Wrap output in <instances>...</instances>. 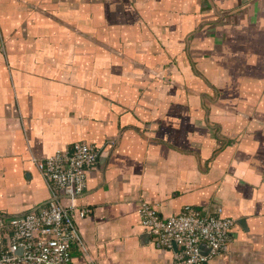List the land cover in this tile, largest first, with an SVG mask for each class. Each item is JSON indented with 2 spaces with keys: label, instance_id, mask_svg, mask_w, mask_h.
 <instances>
[{
  "label": "crops",
  "instance_id": "crops-1",
  "mask_svg": "<svg viewBox=\"0 0 264 264\" xmlns=\"http://www.w3.org/2000/svg\"><path fill=\"white\" fill-rule=\"evenodd\" d=\"M77 142L98 156L71 264H173L142 201L223 208L208 264H264V0H0V218L44 207L35 160Z\"/></svg>",
  "mask_w": 264,
  "mask_h": 264
},
{
  "label": "built area",
  "instance_id": "built-area-1",
  "mask_svg": "<svg viewBox=\"0 0 264 264\" xmlns=\"http://www.w3.org/2000/svg\"><path fill=\"white\" fill-rule=\"evenodd\" d=\"M97 156L95 146L77 142L35 160L52 197L44 207L0 218V264H71L72 248L80 244L77 218L91 212L75 201L85 192ZM138 213L147 232L174 252L173 264H208L225 250L236 227V220L219 206L164 216L142 201Z\"/></svg>",
  "mask_w": 264,
  "mask_h": 264
},
{
  "label": "water",
  "instance_id": "water-1",
  "mask_svg": "<svg viewBox=\"0 0 264 264\" xmlns=\"http://www.w3.org/2000/svg\"><path fill=\"white\" fill-rule=\"evenodd\" d=\"M148 234L151 235L150 233H148ZM202 249H203L204 253H208V250L205 248V246H202Z\"/></svg>",
  "mask_w": 264,
  "mask_h": 264
}]
</instances>
